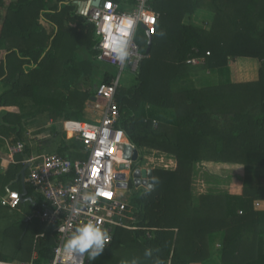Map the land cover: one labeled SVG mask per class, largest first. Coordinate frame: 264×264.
I'll return each instance as SVG.
<instances>
[{
	"label": "trees",
	"instance_id": "trees-1",
	"mask_svg": "<svg viewBox=\"0 0 264 264\" xmlns=\"http://www.w3.org/2000/svg\"><path fill=\"white\" fill-rule=\"evenodd\" d=\"M240 1L152 3L156 31L149 38L143 27L138 28L135 41L148 56L133 72L136 83L117 89L120 115L115 127L139 150L169 154L176 164L173 170H152L153 186L132 193L130 206L137 228H115L112 241L90 264H118L114 253L126 242L143 253L153 250V256H143L140 264L203 262L212 257L208 244H213L219 231L224 233L222 262L264 264V254L259 258L255 254L256 241L264 236V209L253 207L254 201H264V0L239 5ZM198 9L214 12L208 30L183 22ZM0 12V136L11 133L15 142L23 141L17 125L20 117L7 109H20L25 102L42 106L54 119L80 120L84 102L96 88L92 94L69 90L64 80L68 75L92 77L89 63L86 69L82 66L81 48L96 59L99 50L93 24L77 12L72 0H0ZM41 21L49 24V31ZM64 51L73 56L61 57ZM240 57L258 60L256 80L201 88L190 80L179 81L195 71L225 70ZM192 58L204 60L198 65L187 63ZM111 78L105 73L97 83ZM23 113L25 117L32 114ZM158 114L163 118L156 122ZM55 121L53 130L58 133L60 120ZM69 142L72 147L76 144ZM69 146L64 143L56 151L65 155ZM23 152L29 155L28 146ZM198 163L212 165L217 176L226 172V165L243 166L241 196L201 195L199 206L194 207L190 187ZM20 168L13 171L18 177ZM231 201L242 203L241 214L231 211ZM34 202L33 210L39 208L40 199ZM38 220L26 222L27 227L36 224L33 250L25 261L34 251L35 264H45L53 258L57 235L54 226ZM41 233L43 237L36 238Z\"/></svg>",
	"mask_w": 264,
	"mask_h": 264
},
{
	"label": "built area",
	"instance_id": "built-area-1",
	"mask_svg": "<svg viewBox=\"0 0 264 264\" xmlns=\"http://www.w3.org/2000/svg\"><path fill=\"white\" fill-rule=\"evenodd\" d=\"M154 1L134 0L129 10L124 11L113 0H101L100 6H90L78 12L94 26L99 50L96 60L113 66L118 74L112 76L109 82H101L90 100V107L98 111L99 120L63 119L57 123L64 140L80 145L76 150L79 157L69 159L59 153H41L26 156L23 161L28 164L24 181L31 187L33 200L40 199L39 208L33 210L29 219L37 218L42 223L54 226L57 235L53 258L45 264H81L79 258L66 261L60 254L63 240L81 220L91 219L100 223L111 236L109 243L115 228H137L130 196L138 189H150L153 179L141 165L144 159L142 150L126 137L124 131L115 127L120 115L116 93L120 87V73L124 69L134 72L139 62L148 56L139 50L135 36L140 26L149 38L155 33L157 19L152 8ZM127 19L134 21L129 37L130 57L121 67L107 45L113 37L128 36ZM201 61L192 58L187 63L198 64ZM23 149L24 144L18 141L8 147V153L13 156ZM134 151L137 152L136 156L133 155ZM85 192L95 193L98 202L85 209L82 215H77V202ZM20 202L21 194L16 190H10L0 197V205L11 209L17 208ZM259 206V201L253 202L255 209ZM238 213L242 211L238 210ZM38 237L42 238L43 233L36 235ZM87 260L85 258L84 264ZM0 264L35 263L32 259L0 260Z\"/></svg>",
	"mask_w": 264,
	"mask_h": 264
},
{
	"label": "crops",
	"instance_id": "crops-1",
	"mask_svg": "<svg viewBox=\"0 0 264 264\" xmlns=\"http://www.w3.org/2000/svg\"><path fill=\"white\" fill-rule=\"evenodd\" d=\"M9 0H6V3ZM74 4L77 5V12H78V1H83V0H72ZM114 1V0H113ZM129 2V7L132 3H130V0H127ZM118 3V2H117ZM1 14V12H0ZM213 15L214 13L210 10H205V9H198L193 15L189 16H185L187 21L185 20V23L190 22L192 25H195L199 28L208 30L211 26V23L213 21ZM209 19L211 20V23L208 25L209 23ZM190 20V21H189ZM43 27L45 28V30L49 31L50 30V26L49 24L41 21ZM96 36V35H95ZM82 59L83 56H82ZM242 62H240L241 60ZM244 57H240L237 58L234 62L230 61L228 63V65L226 67H223L222 69L225 70H221V69H210V70H201V71H195L194 73H191V75L189 77H185V78H181L179 81H187L190 82L192 81L193 84L195 83L194 87L197 88H201V87H206L209 84H221V83H227V82H246V81H252L253 80V76L254 74L256 75V78L258 76V64H254L255 66H257V74L255 73V68L253 66H250L248 64H246L245 61H243ZM203 58L202 61L198 64H201L203 62ZM259 63V62H258ZM196 64V65H198ZM108 65V64H107ZM236 66H241L240 68H237ZM243 67H245V69H243ZM244 72L246 74H244ZM131 73V72H129ZM229 80H227L229 77ZM132 78L134 79V83H136L135 77L132 74ZM225 79L224 81L222 79ZM190 80V81H189ZM255 80V79H254ZM199 83H204L203 85H199ZM124 87V86H122ZM130 86H127L125 88H129ZM93 98V97H91ZM90 100L91 99H87L84 102V106H83V110L81 113V117L84 116L85 112H95L96 114L98 113V111H96L95 109H93L92 107H90ZM87 104V105H86ZM20 110L22 111V113L17 114L18 111V107L17 106H12L10 108H8L7 110H9L10 112H12L13 114H16L18 117H20V123L17 124V120L15 117H13V121L14 123H16L17 125L21 126V137H22V143L30 150L29 155H38L41 153H34V147H37L36 145L33 144H39L38 142L41 140H46L49 136H51V132H53V127L54 124H56L55 120H60L61 118L57 119L54 117H52L50 115L49 112H47L46 110H42V106H32L31 102H25L23 104L19 105ZM23 112H31V116L25 117ZM97 119H93V122H95L96 120H99V116L97 114ZM76 120V119H75ZM80 120H85V121H89L86 119H80ZM92 122V121H90ZM51 125V126H50ZM27 126H33L31 127V130H29L27 128ZM49 128V129H48ZM48 129V130H46ZM14 135L9 133L8 135H4V136H0V176L4 177L3 179V184L0 186V197L6 195V193L10 190H16L21 194V202L19 204V206L17 208L11 209L8 207H4L0 205V208H5L8 209L9 211H13V213H22L24 214V222L26 223L27 221H30L31 219H29L30 213L33 211V206H34V200H33V194H32V190L31 187L24 181L25 179L22 180L21 178V173L20 171L22 170V168L26 165L23 163V161L25 160L26 156L29 155H25V152H21V153H16L13 156H10L8 153V147L12 144H15L18 141H14ZM21 142V141H19ZM64 143L67 144L68 146L71 144V142L64 140ZM80 148V145L77 143L75 144L73 147L69 146L66 150V154L62 156L68 157L69 159H76L77 157H79V154L76 150H78ZM142 153L144 155V159L142 160V162L145 160H147L146 155H149L152 157L154 156H166L169 154L166 153H161V152H157L151 149H147V148H142ZM45 153H58L57 151L55 152H45ZM171 156V155H170ZM175 162L174 164H172L175 168ZM199 164V163H198ZM201 164V163H200ZM16 166H20V170H19V175L20 177H18V173H14V169ZM143 168L146 169L144 167V162H143ZM173 168V169H174ZM169 169V168H168ZM172 169V170H173ZM171 170V169H170ZM26 171H25V175H26ZM25 178V177H24ZM194 174L192 175V181H191V199H192V205L194 207L199 206V197L201 195H219V196H227V197H240L241 196V191H242V186H238L236 189L232 190V191H227V192H218L216 194L214 193H201V194H196L195 192V185L194 182ZM25 193V194H24ZM30 199H27V198ZM233 201V200H232ZM231 201V205H230V209L231 211H236V209H239V205H241L242 203L239 204L238 201H235L234 203ZM262 204V208L260 207V209H264V201H261ZM229 205V204H228ZM25 211V212H24ZM229 213V212H228ZM231 214V213H230ZM233 214V213H232ZM38 222L41 224L42 222L40 220H38ZM223 231H219L214 233L215 237H214V242L213 244H208V250L209 252L212 254V257L206 261L203 262H196V263H190V264H235L234 262H232L231 260L229 261V263L227 262H222L221 261V247H222V241H223ZM245 251V250H244ZM243 251V255L246 256V252L244 253ZM219 252V253H218ZM255 254H256V258L261 257L264 254V236H260L257 241H256V248H255ZM2 256V255H0ZM231 257H235L236 258V254L230 255ZM234 258V260H235ZM34 261V259H36V254L34 251H32L31 256L29 258V260L26 261H30L32 260ZM0 260H8L5 259L3 257H0ZM12 261V260H10ZM16 261V260H13ZM35 263V262H34Z\"/></svg>",
	"mask_w": 264,
	"mask_h": 264
},
{
	"label": "rangeland",
	"instance_id": "rangeland-1",
	"mask_svg": "<svg viewBox=\"0 0 264 264\" xmlns=\"http://www.w3.org/2000/svg\"><path fill=\"white\" fill-rule=\"evenodd\" d=\"M77 1V0H75ZM120 4V8L124 11L129 10V2L127 0H116ZM245 1L246 0H242ZM242 1H240L239 5H242ZM209 2V1H208ZM214 13V12H213ZM214 19V15H213ZM187 21L186 17L184 18L183 22ZM190 21V20H189ZM211 23L209 19L208 25ZM68 29V28H67ZM61 40V39H60ZM82 56L85 62L82 64L83 68L88 67L89 63V70L92 77H73L68 75L64 80L65 83L69 86V90L78 88L80 90H88L91 94L92 91L96 88V84H99V78H102L105 73L110 76H116L118 74V70L115 69L113 66L107 65L106 63H102L94 59L90 53L86 50V48H81ZM60 54V53H59ZM58 54V55H59ZM70 55L73 56L71 51H64L62 52V56L64 58H68ZM241 60V59H239ZM243 61L246 64L253 66L255 68V73L257 74V66L254 64L259 63L257 59L254 58H246ZM242 62V60L240 61ZM240 68L239 66H236ZM245 69V67H243ZM131 70V69H130ZM129 69H124L120 73V86H132L134 79L132 78L133 72ZM131 72V73H129ZM244 74H246L244 72ZM253 80L257 79L256 75L254 74ZM229 80L230 76L227 77ZM225 80L224 78L222 79ZM184 82H186L184 80ZM204 84V83H203ZM199 83V85H203ZM195 86V83H194ZM87 105V104H86ZM22 113L20 109H18L17 114ZM159 116V117H158ZM156 116V122L159 118H163L162 114H158ZM86 119L93 122V119H97V114L95 112H85L84 116L80 119ZM170 117H166V119ZM63 118L60 119V121ZM51 126V125H50ZM33 126H27L29 130H31ZM49 129V128H48ZM46 129V130H48ZM63 135L57 133L55 130L51 132V136H49L45 141L41 140L36 144L33 142L34 145V153H45V152H55L59 145L64 144V140L62 138ZM77 144V143H76ZM147 160L144 162V167L147 170H154V169H165V170H172L174 162L176 163L173 156L166 155V156H150L146 155ZM143 162L141 165H143ZM225 168L226 172L219 173L217 176L216 168H213L212 165L207 163H199L196 164L194 174V184L196 194L201 193H218V192H227L236 189L238 186H242V180L245 178L244 168L241 165H226ZM169 168V169H168ZM192 174V175H193ZM4 177L0 176V186L3 184ZM242 192V191H241ZM131 199V196H130ZM262 208V204L260 202V206L258 208ZM25 212V211H24ZM24 220V214L20 213H13V211H9L5 208H0V255L1 257L8 259V260H16V261H25L27 259L28 253L33 250V243H32V236H33V228L35 227L36 222H32V226L27 227ZM116 257V262L119 264H132L133 260H137L138 264H140L141 260L143 259L144 253L134 245L129 244L128 242L125 243L122 248L118 250V252L114 253ZM91 261L87 260L86 264H90Z\"/></svg>",
	"mask_w": 264,
	"mask_h": 264
},
{
	"label": "clouds",
	"instance_id": "clouds-1",
	"mask_svg": "<svg viewBox=\"0 0 264 264\" xmlns=\"http://www.w3.org/2000/svg\"><path fill=\"white\" fill-rule=\"evenodd\" d=\"M125 24L128 25V36H116L108 41V49L118 64L123 67L130 57L129 37L134 24L132 19H127ZM163 35V33H161ZM98 197L93 192H85L82 199L78 201L77 215H82L85 209L97 204ZM111 240L108 231L94 220L79 221L74 230L66 236L60 248V254L66 261L79 258L81 264H84L85 258L89 261L96 259L104 250L105 246ZM153 256L152 249H145L144 257L151 258ZM132 264H138L137 260H133ZM155 264H161L156 261Z\"/></svg>",
	"mask_w": 264,
	"mask_h": 264
},
{
	"label": "water",
	"instance_id": "water-1",
	"mask_svg": "<svg viewBox=\"0 0 264 264\" xmlns=\"http://www.w3.org/2000/svg\"><path fill=\"white\" fill-rule=\"evenodd\" d=\"M100 1L101 0H83V1H78V12H80L81 10L89 8L90 6H100L101 5ZM136 154H137V152L134 151L133 155L136 156ZM27 167H28V164H26L22 168V170L20 171L22 180L25 177V171H26ZM148 174L151 176L152 175V170L149 169L148 170ZM27 199H30V198L28 197Z\"/></svg>",
	"mask_w": 264,
	"mask_h": 264
}]
</instances>
